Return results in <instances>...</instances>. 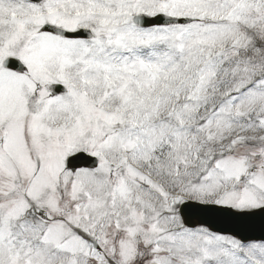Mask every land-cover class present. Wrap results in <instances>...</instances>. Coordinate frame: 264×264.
<instances>
[{
	"label": "snow or ice",
	"instance_id": "6c2138e0",
	"mask_svg": "<svg viewBox=\"0 0 264 264\" xmlns=\"http://www.w3.org/2000/svg\"><path fill=\"white\" fill-rule=\"evenodd\" d=\"M0 264H264V0H0Z\"/></svg>",
	"mask_w": 264,
	"mask_h": 264
}]
</instances>
